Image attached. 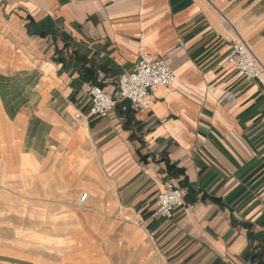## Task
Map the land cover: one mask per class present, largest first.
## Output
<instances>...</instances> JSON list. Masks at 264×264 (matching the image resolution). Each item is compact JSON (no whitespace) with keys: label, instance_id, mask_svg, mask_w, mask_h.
Listing matches in <instances>:
<instances>
[{"label":"crops","instance_id":"crops-1","mask_svg":"<svg viewBox=\"0 0 264 264\" xmlns=\"http://www.w3.org/2000/svg\"><path fill=\"white\" fill-rule=\"evenodd\" d=\"M238 35L264 64V0H0V264H264V86L227 62ZM143 58L177 81L76 116ZM169 186L185 204L153 216Z\"/></svg>","mask_w":264,"mask_h":264},{"label":"built area","instance_id":"built-area-1","mask_svg":"<svg viewBox=\"0 0 264 264\" xmlns=\"http://www.w3.org/2000/svg\"><path fill=\"white\" fill-rule=\"evenodd\" d=\"M227 62L246 78L256 79L264 86V64L254 52L252 46L240 35L231 40ZM178 79L176 72L169 66L165 58L149 60L141 59L132 70L119 76L117 88L113 93L107 92L98 84L88 88L90 106L86 115L76 114L83 120L90 117H106L119 104L130 102L137 108H143L147 99L161 86H171ZM89 197L88 192H82L78 205L84 206ZM185 204L183 191L178 187L169 186L157 197V208L153 216L171 218L176 208Z\"/></svg>","mask_w":264,"mask_h":264},{"label":"rangeland","instance_id":"rangeland-1","mask_svg":"<svg viewBox=\"0 0 264 264\" xmlns=\"http://www.w3.org/2000/svg\"><path fill=\"white\" fill-rule=\"evenodd\" d=\"M33 173H35V169H34V172Z\"/></svg>","mask_w":264,"mask_h":264},{"label":"bare ground","instance_id":"bare-ground-1","mask_svg":"<svg viewBox=\"0 0 264 264\" xmlns=\"http://www.w3.org/2000/svg\"><path fill=\"white\" fill-rule=\"evenodd\" d=\"M4 136V135H3ZM69 157V156H68ZM70 159V158H69Z\"/></svg>","mask_w":264,"mask_h":264}]
</instances>
